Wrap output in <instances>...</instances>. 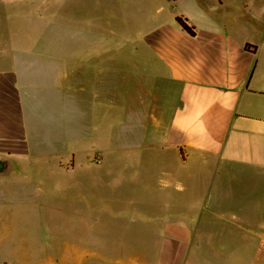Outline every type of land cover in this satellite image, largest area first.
<instances>
[{
    "label": "crops",
    "instance_id": "obj_1",
    "mask_svg": "<svg viewBox=\"0 0 264 264\" xmlns=\"http://www.w3.org/2000/svg\"><path fill=\"white\" fill-rule=\"evenodd\" d=\"M223 2L0 0V158L14 163L0 182L12 184L17 169L63 160L74 174L108 164L112 152L132 168L126 151H153L157 161L141 165L150 177L124 175L117 183L137 184L134 213L158 231V242L127 238L119 247L156 250L152 261L131 252L117 263L183 264L189 249L200 248L191 264H264V35L252 41L237 32L235 6L246 15L251 9L236 0L223 16ZM102 22L106 34L98 35L93 25ZM145 22L137 47H113L119 31L127 38V25ZM134 57L135 64L114 66ZM131 78L142 89L135 104L121 106L119 153L113 95L125 101ZM6 193L0 185V196ZM90 198L75 216L92 235V250L63 256L64 263L113 262L98 253L95 234L108 214L129 213H107L101 198Z\"/></svg>",
    "mask_w": 264,
    "mask_h": 264
},
{
    "label": "rangeland",
    "instance_id": "obj_2",
    "mask_svg": "<svg viewBox=\"0 0 264 264\" xmlns=\"http://www.w3.org/2000/svg\"><path fill=\"white\" fill-rule=\"evenodd\" d=\"M222 1H224L223 6L218 13L227 16L234 10L232 5H235L233 3L236 0ZM238 1L249 5L252 13L246 15L247 11L244 8L236 9L235 6V11L231 14L234 17L242 16L241 19L237 18L234 24L237 27L236 31L241 35L248 36L252 41H261L264 35V0ZM180 6L182 8L184 4H180ZM236 10L238 14H236ZM249 15L250 18H248ZM166 16L168 19V15L164 14L163 17ZM105 25L104 22L93 25L98 35L106 34ZM173 25L169 26L173 27ZM123 26L121 25V27ZM127 26H129L127 38L124 36V31L123 33L119 31L118 35H114L117 38L114 40V48H124V50L130 51L133 47H137L138 43H141L137 28L149 25L145 22L144 24L130 23ZM124 57L126 56L121 58ZM133 63H136L135 57L129 61H121L120 58H117L114 66ZM118 74L114 73V82L121 81L125 72ZM141 89L135 78H131L126 87L125 101L119 100L116 92L113 95L116 102L112 119L113 151L115 149L119 153L122 152L118 146L122 136V131L119 130L121 106L123 102L125 107L135 104ZM126 152L128 154L126 153L125 159L136 162L132 168H124L119 161H116L117 158L112 152L107 158L108 164L96 168L80 166L74 174L66 170L68 163L63 160L61 164H52L48 167L38 165L17 169L13 176L8 178L9 180L6 179L9 182L12 181V184L0 182L2 190L7 192L0 196V264H72L64 263L63 256H71L83 250L91 251L94 244L93 237L87 228H83L84 226L77 221L78 217L75 214L78 213L76 212L78 209L89 208L90 197L94 194L101 198V201L98 200V202L103 203L107 213L123 210L128 212L129 216L126 215L118 219L113 214H108L105 216L107 223L95 234L98 253L102 256H110L113 262L95 258L86 260L83 264H118L117 261L121 256H126L131 252H138L147 262L152 261L156 249L119 247L121 241L127 238L139 243L158 242V237H156L158 231L148 229L153 224L143 222L144 220L134 213L137 210V184H130L128 188L126 185L120 184L119 186L117 183V180H121L124 175L137 176L139 174L150 177L151 171L141 165H153L152 161H157L154 157L155 153L149 150L138 152L134 148ZM92 154L94 155V153ZM111 160H115L113 164L110 163ZM13 180L16 181L13 182ZM133 214L136 215L133 217ZM112 217L117 220L111 219ZM208 217L205 216L203 221L207 220L205 224H209L211 227V224L215 222L211 220L213 217ZM154 228L160 229L161 225L156 224ZM102 245H113L114 247H102ZM192 255H202V249L196 248L193 251L189 249L183 264H191L189 258Z\"/></svg>",
    "mask_w": 264,
    "mask_h": 264
},
{
    "label": "water",
    "instance_id": "obj_3",
    "mask_svg": "<svg viewBox=\"0 0 264 264\" xmlns=\"http://www.w3.org/2000/svg\"><path fill=\"white\" fill-rule=\"evenodd\" d=\"M14 168V163L11 160L0 158V176L9 175Z\"/></svg>",
    "mask_w": 264,
    "mask_h": 264
},
{
    "label": "trees",
    "instance_id": "obj_4",
    "mask_svg": "<svg viewBox=\"0 0 264 264\" xmlns=\"http://www.w3.org/2000/svg\"><path fill=\"white\" fill-rule=\"evenodd\" d=\"M176 20L186 32L195 35L194 27L190 26L185 18L178 16Z\"/></svg>",
    "mask_w": 264,
    "mask_h": 264
}]
</instances>
